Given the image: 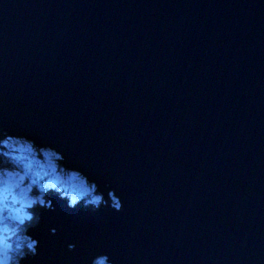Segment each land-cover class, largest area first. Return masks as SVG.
Masks as SVG:
<instances>
[{
    "label": "water",
    "instance_id": "obj_1",
    "mask_svg": "<svg viewBox=\"0 0 264 264\" xmlns=\"http://www.w3.org/2000/svg\"><path fill=\"white\" fill-rule=\"evenodd\" d=\"M0 127L123 200L21 264H264V0H0Z\"/></svg>",
    "mask_w": 264,
    "mask_h": 264
},
{
    "label": "clouds",
    "instance_id": "obj_2",
    "mask_svg": "<svg viewBox=\"0 0 264 264\" xmlns=\"http://www.w3.org/2000/svg\"><path fill=\"white\" fill-rule=\"evenodd\" d=\"M69 210L94 214L105 207L123 209L117 190L100 184L84 169L70 165L62 150L26 134L0 127V264H21L40 256L36 230L54 201ZM49 235L57 229L51 227ZM68 243L67 251L76 249ZM88 264H114L110 253H93Z\"/></svg>",
    "mask_w": 264,
    "mask_h": 264
}]
</instances>
